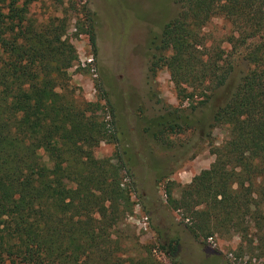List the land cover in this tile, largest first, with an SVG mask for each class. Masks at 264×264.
<instances>
[{"label":"trees","instance_id":"16d2710c","mask_svg":"<svg viewBox=\"0 0 264 264\" xmlns=\"http://www.w3.org/2000/svg\"><path fill=\"white\" fill-rule=\"evenodd\" d=\"M36 1L0 0V264H162L116 230L132 211L122 184L133 166L128 145L94 158L100 142L118 141L96 115L100 103L79 102L66 88L76 54L65 33L74 20L93 48L90 13L71 6L70 15L37 21L28 16ZM172 1L176 14L145 42L148 92L160 70L179 103L224 84L231 63L204 32L213 18L227 23L222 41L247 68L211 114L209 127L225 128V140L177 198L167 193L168 207L189 218L198 242L237 235L264 246V0ZM140 121L157 143L195 124L177 107ZM159 247L180 264L177 238Z\"/></svg>","mask_w":264,"mask_h":264},{"label":"rangeland","instance_id":"374dc122","mask_svg":"<svg viewBox=\"0 0 264 264\" xmlns=\"http://www.w3.org/2000/svg\"><path fill=\"white\" fill-rule=\"evenodd\" d=\"M71 6L89 11L94 47L71 20L65 35L75 49L76 60L67 71V91L79 102L98 101L96 115L118 141L115 145L100 142L92 150L94 158L111 157L127 144L133 162L130 176L122 179L132 211L116 230L127 235L129 246L136 243L150 247L162 264L171 263L159 244L170 238L178 240L176 261L180 264H264V246L260 247L253 237L247 238L252 240L250 245L237 235L220 238L212 234L198 242L187 231L189 218L167 204V193L177 198L182 186L209 167L214 158L210 150L226 138L225 128L209 127L211 114L247 68L237 50L222 41L227 23L213 18L204 28L220 40L224 57L231 63L226 81L205 100L194 97L179 103L165 70L157 73L149 92L144 83L146 39L176 14L172 0H37L30 5L28 16L37 21L47 16L61 17L64 11L67 16ZM75 17L83 19L80 14ZM163 107L180 108L195 123L193 129L168 135L161 143L151 140L143 133L140 118L156 116Z\"/></svg>","mask_w":264,"mask_h":264}]
</instances>
